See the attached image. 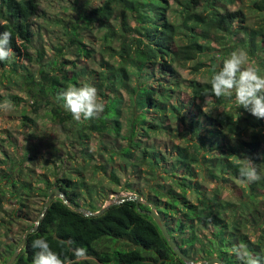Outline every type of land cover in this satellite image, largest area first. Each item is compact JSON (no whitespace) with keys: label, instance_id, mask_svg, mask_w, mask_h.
<instances>
[{"label":"trees","instance_id":"1","mask_svg":"<svg viewBox=\"0 0 264 264\" xmlns=\"http://www.w3.org/2000/svg\"><path fill=\"white\" fill-rule=\"evenodd\" d=\"M170 1L176 0H106L89 12L108 19L116 7L120 9V26L114 33L120 42L119 48L107 46L105 51L110 59L116 58V64L101 62V70L88 72V79L83 82L94 86L98 97L103 98L104 111L98 118L76 121L63 107V101L57 99L68 87L83 84L77 72L67 70L68 64L74 62L64 56L61 48H53L57 55L46 62V67L42 65L44 49L38 50L35 58L29 53L34 37L32 19L39 12V0H0V33H11L9 46L14 52L10 60L0 61V66L7 73L8 83L20 88L25 101H30L35 110L41 106L52 125L67 130V139L82 146V158H92L87 148L88 138L94 136L99 140L95 155L102 162L91 165L92 175L106 177L116 187L110 190L113 193L126 191L138 196L145 202L139 203L141 211H149V205H154L184 255L195 263L218 257L225 264H241L231 252L234 245L243 243L253 255H264V119L238 108L234 94L232 98L211 95V78L214 70L222 67V62L215 46L208 49L198 43L199 38L208 40L211 33L231 35L232 25L241 11L208 17L204 11L208 12L207 8L213 4L234 0H185L183 20L190 21L187 25L190 35L187 44L180 46L175 41V24L165 17ZM254 4L256 10L264 11V0ZM199 6L203 13L195 12ZM140 8L151 12L142 14ZM127 14H131L138 25L131 28ZM262 16L264 18V14ZM83 20L88 26L92 18L87 16ZM59 21L56 23L65 30L66 25ZM259 36L263 39L256 42ZM72 37V45L92 56L91 49L77 34ZM215 40L220 43L218 38ZM245 45L248 60L256 61L260 74L264 75V59L259 55L264 53V28L251 30ZM227 51L228 47H224L223 55ZM22 55L25 61L37 63L38 69L30 71L20 64ZM197 55L209 58L206 82L191 80L185 85V91L179 82L172 83L174 86L159 84L158 88L147 83L153 78L144 70L147 66L157 63L173 75V56L186 61ZM199 68L201 65H196L194 72ZM85 73L82 69L81 74ZM133 76L142 77L145 82L132 86L131 106L124 107L120 88ZM177 91H184L186 98L174 105L170 101ZM12 99L20 100L16 96ZM202 105L222 110L203 111ZM170 106L172 115L169 116ZM123 110L131 114L127 134L122 133L120 123ZM25 113L23 111L20 117L35 124ZM69 124L70 128L66 129ZM149 133L172 135L178 143L171 142L168 151L159 146V138ZM106 136L122 139L125 144L115 149L106 144ZM45 144L41 147L32 142L19 150L13 141L0 138L1 147L13 150V154H5L0 161V165L5 166L0 168V212H4L0 217V264L11 258L22 240L11 242L7 233L9 227L16 226L23 236L37 220L36 231L28 235L13 264H32L37 251L32 242L38 238H44L66 264L76 260L72 249L81 247L86 250V256L77 264H184L169 248L152 218L140 213L136 202L126 200L127 197L120 199L124 202L109 206L100 216L89 217L55 198L40 218L47 192L53 186L64 193L69 204L92 213L103 205L95 200H105L107 194L101 188L102 179L86 180L88 163H81L70 154L76 165L65 169L61 167L62 148L55 147L52 141ZM245 156L256 164L262 176L259 181L240 183L242 165L237 157ZM39 157L56 166L52 180L41 173L35 175L36 179L30 178L34 173L30 165ZM118 171L126 177L123 185ZM141 171L145 178L143 186L130 178L131 172ZM97 188H101L100 191ZM232 191L233 198L224 197ZM8 202L13 203V207L6 211L3 203Z\"/></svg>","mask_w":264,"mask_h":264},{"label":"rangeland","instance_id":"2","mask_svg":"<svg viewBox=\"0 0 264 264\" xmlns=\"http://www.w3.org/2000/svg\"><path fill=\"white\" fill-rule=\"evenodd\" d=\"M260 2V0H234L232 2L220 1L217 4H213V6L207 8L208 12L204 11V15L213 16L216 14H223L225 12H236L238 10L241 11L240 15L235 19L232 25L231 35H215L211 33L209 35L208 40H203L199 38L198 43L202 46H206L208 49L211 46H215L216 50H219V59L223 62L233 51L244 50L246 52L247 46L245 42L247 38L250 36L251 30H256L257 28H264V18L263 12L256 10L254 2ZM106 0H39V12L32 19V31L34 33V37L32 38L31 45L29 46V53L32 58H35L37 55V51L44 49L45 55L43 59L42 65L46 67V62L48 60H53L57 55L56 51L53 49L54 47H58L62 49V52L65 57L69 60L73 61V64H68L67 70L70 72H77L79 75V82H86L88 79V72L94 71L98 72L101 70V62H109L110 64H116V58L110 59L108 53H106L107 46H111L114 49H118L120 42L115 37L114 33H117L120 26V9L116 7L114 9V14L111 18L106 19L102 16L91 15L89 12L93 9H96L102 6ZM185 0H176L170 1L168 5V9L166 11V19L171 23L175 24L177 35L175 37L176 45H184L187 44L190 31L187 27L189 26L190 21H184V17L186 16L183 13V8ZM203 7V5H201ZM199 6L196 8L195 12L203 13L202 7ZM262 8V6H261ZM264 9V8H263ZM262 9V10H263ZM156 9L152 10L153 13ZM142 14H148L151 11L147 9L140 8L139 10ZM91 16L92 20L88 26H85V22L83 20L84 17ZM245 19V20H244ZM59 20H62V23L66 25V29L64 30L58 23ZM127 22L129 26L132 28L136 24L137 21L132 17L131 14H127ZM186 23V26L184 25ZM245 27V28H244ZM77 34L79 38H81L84 45L88 46L91 49L92 56H87L82 49H80L77 45H72L71 41L73 40L72 34ZM132 36H138L134 33H130ZM215 38H218L220 43H216ZM260 39H263L262 36L256 38V42ZM209 43V44H208ZM228 47V51L225 55H223V48ZM221 52V53H220ZM264 59V53L259 54ZM23 55L19 58V63L24 64L28 70L36 71L38 69V64L35 62L25 61L22 59ZM174 57L173 69L175 70V74L170 75L167 71L163 70L162 67L155 63L153 65H149L144 70L146 72L152 74L153 78L151 81H147L152 86L157 87L159 84H166L174 86L173 84L179 82L182 90L185 89V85L189 84L191 80H195L198 82H206L208 77V70L210 68V61L206 55H197L192 57L189 60H176ZM248 65L258 68L256 61H249L247 58ZM103 64V63H102ZM201 65V68L194 72L196 65ZM86 70V73L81 74V70ZM93 76L95 74H92ZM95 78V77H93ZM141 82H145V80L141 77L133 76L132 80L126 82L125 86L120 88V95L124 98L125 103L124 107L131 106V101L129 96L132 94L131 88L132 86L138 85ZM173 83V84H172ZM185 91V90H184ZM184 91L178 92L174 94V97L171 99L174 105H177V101L180 99H185L186 94ZM16 96L20 98V100H13L12 97ZM5 100H10L12 102V109L5 111L0 109V138H5L6 141H13L16 145L17 149H23L24 145H27L32 142H37L38 146H46L45 142H54L55 147L60 146L62 148L60 159H64V162L61 164V167L68 169L71 168L76 163H72L70 159V154L74 155L75 159H78L81 163H88L89 166L86 167V174L84 175L86 180L90 182H97L102 179V187L106 191V200L113 196L112 199L107 203L106 200L98 198L95 200V203L99 204H110L113 200H119L120 196L126 197L129 194L126 191H121L118 194L113 193L110 190H113L115 187L114 184L109 183L107 178L102 177L100 174L93 176L91 165L98 164L102 162L99 156L95 155L96 145L98 143V139L94 136H90L88 138V152L92 158H82L84 154L80 153L82 146L78 144L76 141H72L67 139L65 132L67 130H59L57 127L51 124L49 118L43 114V109L41 106H37L36 110L33 108L30 101H25L23 94L20 88L16 85L8 83L7 73L4 72L2 67L0 66V104H3ZM98 100L103 103V98L98 97ZM211 109L212 111H220L221 108L215 109L210 105H202V110L206 111ZM25 111V115L30 118V120H34L35 124L31 123L20 117L22 112ZM171 106L168 107V115H172ZM131 114L128 111L123 110L122 116L120 118V123L122 126V133L127 134L129 130ZM69 125H66V129L70 128ZM181 128V127H180ZM149 136L159 138L161 141L159 146L161 148L166 147V149L170 150V143L177 144L178 140L172 135L166 134H154L149 133ZM106 144L109 146L118 149L119 147L124 146L125 141L122 139H112L106 136ZM28 138L31 140L29 141ZM2 144L6 142H1ZM3 144V145H4ZM102 152L103 148L101 147ZM42 150V149H41ZM69 153V155H68ZM5 154H13V150L7 147L0 146V161L4 159ZM84 159V160H83ZM32 165V166H31ZM30 165V168L34 170V173L30 174L31 179H36L37 174H46L49 180L53 179V174L56 166L53 163L48 162L45 163L41 157L37 158L33 164ZM0 168H5L4 165H0ZM61 171V168H59ZM79 175V174H77ZM80 176V175H79ZM117 176L120 178V184H125L126 177L122 172L118 171ZM130 178L135 184L142 185L145 183V178L139 172H131ZM135 188L137 185H133ZM101 188H97L99 191ZM233 192L227 193L224 195L226 198H233ZM229 194V195H228ZM96 195V191L94 193ZM117 198V199H115ZM4 210L8 211L13 207V203H3ZM3 211L0 212V217L3 216ZM3 230V229H1ZM5 231V230H4ZM9 240L11 242L17 243L20 239H22V234L16 226H10L9 231Z\"/></svg>","mask_w":264,"mask_h":264},{"label":"clouds","instance_id":"3","mask_svg":"<svg viewBox=\"0 0 264 264\" xmlns=\"http://www.w3.org/2000/svg\"><path fill=\"white\" fill-rule=\"evenodd\" d=\"M10 42V32L0 33V61L10 60L14 56V52L9 46ZM210 93L216 98L221 96L232 98L234 94L238 108L245 109L258 119H264V75L260 74L258 68L248 65L247 53L242 49L233 51L223 60L222 67L219 70H214ZM57 99L63 101V107L71 113L76 121L98 118L104 111V104L98 100L96 88L88 83L68 87L58 95ZM12 107L10 100H5L3 104H0V109L5 111L11 110ZM237 158L242 165L239 170L240 183L250 184L262 179L256 164L250 158L247 156ZM128 195L131 194H127L126 197ZM112 197L105 199L106 202L108 203ZM110 204H103L102 207ZM32 247L37 249L32 264H66L65 260L50 248L44 238L35 239L32 242ZM72 251L76 260L70 261L69 264H77L86 256V250L82 247L72 249ZM231 252L241 264H264V255H253L246 244L234 245Z\"/></svg>","mask_w":264,"mask_h":264},{"label":"water","instance_id":"4","mask_svg":"<svg viewBox=\"0 0 264 264\" xmlns=\"http://www.w3.org/2000/svg\"><path fill=\"white\" fill-rule=\"evenodd\" d=\"M55 198H59L62 200V202L64 204H66L70 209L74 210L75 212L81 213L84 216H100L101 214H103L105 212V210L107 209V207L111 206V205H117L120 204L122 202H124L125 200H119V201H112V203L108 206H103L98 212L92 213L86 209L80 208L74 204H69L64 193L62 191H60L57 187H51L48 192H47V198L43 204V209H42V213L40 215V218L44 215V213L46 212V210L48 209V207L50 206L51 202L55 199ZM126 200H133L136 202V209L143 214H147L148 216H150L152 218V220L154 221V223L156 224V226L159 228L160 232L163 235V238L166 240L167 245L169 246V248L173 251V253L184 263V264H225L223 261H221L218 257H211L203 262L200 263H195L193 260H191L190 258H188L186 255H184L179 246L176 244V242L174 241V239L169 235L168 230L163 222V220L161 219V217L158 215V213L155 210V206L154 205H149L150 209L149 211H141L139 208V203L142 202V200L136 196V195H128ZM39 224V220H37L35 222V225L26 230V232L23 234L22 240L19 243V245L16 247L13 255L11 256V258L5 263V264H13L14 261L16 260L19 252L23 249L25 243H26V239L28 237L29 234L33 233L36 231L37 226Z\"/></svg>","mask_w":264,"mask_h":264},{"label":"built area","instance_id":"5","mask_svg":"<svg viewBox=\"0 0 264 264\" xmlns=\"http://www.w3.org/2000/svg\"><path fill=\"white\" fill-rule=\"evenodd\" d=\"M124 197H125V196H124ZM124 197L120 196L119 198H124Z\"/></svg>","mask_w":264,"mask_h":264},{"label":"flooded vegetation","instance_id":"6","mask_svg":"<svg viewBox=\"0 0 264 264\" xmlns=\"http://www.w3.org/2000/svg\"><path fill=\"white\" fill-rule=\"evenodd\" d=\"M142 203H145L144 201H142Z\"/></svg>","mask_w":264,"mask_h":264}]
</instances>
